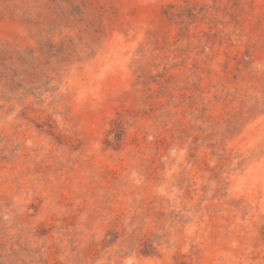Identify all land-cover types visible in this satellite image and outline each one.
<instances>
[{"label":"rangeland","instance_id":"rangeland-1","mask_svg":"<svg viewBox=\"0 0 264 264\" xmlns=\"http://www.w3.org/2000/svg\"><path fill=\"white\" fill-rule=\"evenodd\" d=\"M0 264H264V0H0Z\"/></svg>","mask_w":264,"mask_h":264}]
</instances>
